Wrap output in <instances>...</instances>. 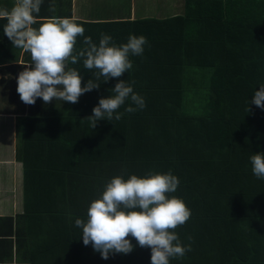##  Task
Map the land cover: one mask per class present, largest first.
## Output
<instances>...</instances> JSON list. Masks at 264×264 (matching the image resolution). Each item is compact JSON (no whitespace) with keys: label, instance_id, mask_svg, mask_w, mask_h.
<instances>
[{"label":"trees","instance_id":"obj_1","mask_svg":"<svg viewBox=\"0 0 264 264\" xmlns=\"http://www.w3.org/2000/svg\"><path fill=\"white\" fill-rule=\"evenodd\" d=\"M189 1L184 16L106 22L108 30L96 32L99 39L110 35L117 46L129 35L148 41L142 56H129L133 68L107 86L134 80V92L146 104L129 113L123 161L142 159L161 170L184 168L176 192L168 195L182 199L191 211L175 229L191 251L170 258L169 264H264V179L254 176L250 163L251 155L264 153V110L250 104L247 111L264 84V0ZM77 39L81 43L74 54L86 47ZM79 64L71 66L85 68ZM128 106L135 107L130 99ZM28 114L26 126L49 119ZM80 115L69 116L77 124L72 136L71 130L65 132L68 140L87 133ZM24 171L26 201L32 196L27 178L36 171ZM85 171L70 174L61 200L53 196L48 201L49 214L62 219L65 241L74 245V263L151 264L150 248L139 247L131 237L135 247L130 254H110L107 260L83 244L75 220L86 219L90 203L102 194L97 182L91 187L82 180L90 178Z\"/></svg>","mask_w":264,"mask_h":264},{"label":"crops","instance_id":"obj_2","mask_svg":"<svg viewBox=\"0 0 264 264\" xmlns=\"http://www.w3.org/2000/svg\"><path fill=\"white\" fill-rule=\"evenodd\" d=\"M14 2L15 0H0V8L11 9ZM189 2L43 0L39 13L34 14L36 22L33 27L38 28L41 23L52 17L71 18L85 22L79 23L85 29L84 36H90L93 43L99 45L100 39L96 32L108 30V26L104 24L106 22L184 16ZM50 6L54 7L55 11H49ZM87 22H100L101 25ZM6 23V20H0V264H76L72 258V253L75 254L74 245L65 241L62 219L48 212L51 210L49 199L54 196L61 200V190L66 186L67 179L71 178L70 174L73 175L76 170H86L83 173L88 174L90 178L82 180L85 183L91 182V187L97 182L100 193L116 176L122 175L127 179L132 174L143 177L149 172H171L180 181L182 178L179 177L183 176L185 171L183 167L161 170L160 166L150 165L151 163L143 162L142 159L123 161L129 113L124 112L118 121L114 118L111 121L100 120L94 129L91 127L85 118L92 115L93 108L101 98L113 95L111 87H107L111 86V80L105 86L101 77L98 81L99 89L81 95L75 104L59 99L45 104L39 98L34 105L24 104L16 91V78L24 67L31 63V56L23 49L13 47L3 32ZM80 38L83 42L84 37ZM80 43L77 39L76 45ZM78 62L82 65L83 58ZM68 67L74 68L71 63ZM74 69L83 77L82 86L91 78L97 82L95 69L81 70V66ZM124 105L125 108L128 107V100ZM122 109L123 105L117 111ZM64 110V115L55 116L54 113L60 114ZM28 113H37L38 115H33L36 118L49 119L30 120L26 126L24 118L29 116ZM42 113L49 115L42 116ZM72 114L82 116V123L87 132L82 139L68 140V134H65L68 129L72 131L71 136L75 133L71 127H74L77 121H70L69 116ZM61 134L67 138L59 139ZM142 162L144 164H141ZM24 170L36 171L29 173L27 178L30 185L27 190H31L32 196L26 201ZM40 170L55 172L46 174ZM94 176L96 179L91 178ZM73 179L75 181L77 178Z\"/></svg>","mask_w":264,"mask_h":264},{"label":"clouds","instance_id":"obj_3","mask_svg":"<svg viewBox=\"0 0 264 264\" xmlns=\"http://www.w3.org/2000/svg\"><path fill=\"white\" fill-rule=\"evenodd\" d=\"M42 2L15 0L11 9L0 8V20L7 21L4 35L13 47L31 56V63L16 78V91L24 104L34 105L38 98L45 104L57 99L75 104L81 95L99 89L100 83L92 78L82 86L83 77L68 67L81 58L86 69L96 70L95 81L103 77L106 83L133 68L130 55H143L148 41L142 35H129L127 43L117 46L110 35L101 34L97 45L90 36H84V27L71 18L52 17L38 28L33 27L34 14L39 13ZM49 11L55 8L50 6ZM78 37H84L86 47L74 54ZM134 84V80H120L110 90L113 95L99 100L92 115L85 118L93 129L100 120H120L124 113L117 110L129 99L135 107H126V113L146 107L144 98L134 92ZM250 104L264 110V84L248 101V112ZM250 163L254 176L264 179V153L251 155ZM178 186L179 179L171 172L112 178L90 203L86 219L75 220V226L82 230L83 244L91 245L107 260L110 254H130L135 247L128 238L131 237L139 247L150 248L151 264H169L170 258H183L191 246L181 242L175 229L190 219L191 211L182 199L168 195L176 192Z\"/></svg>","mask_w":264,"mask_h":264}]
</instances>
